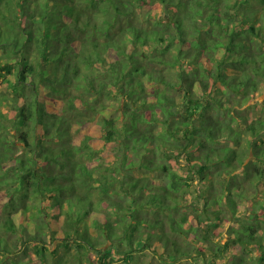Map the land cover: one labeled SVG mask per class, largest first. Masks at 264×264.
<instances>
[{
	"label": "trees",
	"instance_id": "16d2710c",
	"mask_svg": "<svg viewBox=\"0 0 264 264\" xmlns=\"http://www.w3.org/2000/svg\"><path fill=\"white\" fill-rule=\"evenodd\" d=\"M260 92L264 0H0V264H264Z\"/></svg>",
	"mask_w": 264,
	"mask_h": 264
},
{
	"label": "rangeland",
	"instance_id": "374dc122",
	"mask_svg": "<svg viewBox=\"0 0 264 264\" xmlns=\"http://www.w3.org/2000/svg\"><path fill=\"white\" fill-rule=\"evenodd\" d=\"M253 103H264V93H258L257 94V96H256V98H254V100H252V101H250L249 102V104H252L253 105ZM260 111V108H256V111ZM3 111L5 112V111H9V108L8 107H3ZM247 215H248V213H247ZM140 258V260L142 261V262H147V260L150 258V256L148 255V254H141L140 256H139Z\"/></svg>",
	"mask_w": 264,
	"mask_h": 264
}]
</instances>
